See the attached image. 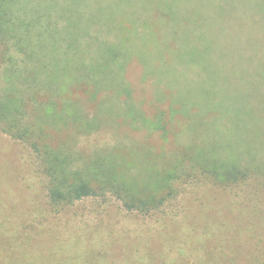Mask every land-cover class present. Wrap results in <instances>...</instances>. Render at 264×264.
<instances>
[{"label": "trees", "instance_id": "trees-1", "mask_svg": "<svg viewBox=\"0 0 264 264\" xmlns=\"http://www.w3.org/2000/svg\"><path fill=\"white\" fill-rule=\"evenodd\" d=\"M121 1H126L123 7L140 2ZM177 1L144 3L146 12L153 11L156 17L139 23L134 12L127 14L117 2L90 9L83 5L88 0H0V44L9 65L4 79L0 76V132L36 155L52 211L112 194L127 211L149 213L174 199L176 183L190 172L219 187L255 176L264 181V60L259 61V54L264 55V0H233V14L253 18L247 43L252 67L242 91L223 74L222 61L229 55L211 48L201 31L186 27L193 23L200 28L203 15ZM104 24L114 33L113 40L99 38ZM95 25H101L97 32ZM161 36L166 38L163 46L157 43ZM84 38L89 40L86 49ZM12 49L23 53L22 60L10 55ZM133 62L144 72L148 68L145 75L164 66L167 74L175 71L178 80L176 70L186 64L200 68L205 76L190 81L187 89L159 92L161 107L148 105L146 110L148 100L140 98L118 108L111 98L133 99L127 78ZM233 90L239 94H230ZM90 107L96 110L95 117L88 114ZM197 110L228 116L227 131L233 134L226 140L220 135L209 142L178 143L175 121ZM194 123L203 126L204 121ZM106 124L118 133L124 126L142 130L163 144L158 150L147 141H120L90 153L75 148L80 135ZM241 127L251 134L233 143ZM172 143L174 149H167Z\"/></svg>", "mask_w": 264, "mask_h": 264}, {"label": "rangeland", "instance_id": "rangeland-1", "mask_svg": "<svg viewBox=\"0 0 264 264\" xmlns=\"http://www.w3.org/2000/svg\"><path fill=\"white\" fill-rule=\"evenodd\" d=\"M148 1L155 0H140L137 7H123L126 1L121 0H88L83 5L93 9L98 5L111 7L117 2L127 14L134 12L133 18L142 23L156 17L153 11L146 12L143 7ZM177 2L192 8L189 12L197 8L203 15L205 22H200V28L193 23L186 27L191 32L201 31L209 37L211 48L223 56L229 55L222 61L223 74L242 91L241 87L249 83L246 72L252 67L247 43L253 18L247 13L233 14V0ZM100 26L95 25L93 31H99ZM103 26L104 34L99 38L113 40L114 33L104 29L106 24ZM158 40L163 46L166 38ZM82 43L86 49L88 38ZM9 53L22 60L23 53L13 49ZM3 55L0 44V76L4 79L9 65ZM259 55V61L264 60V55ZM150 66L152 70L154 66ZM199 69L181 65L176 70L179 79L175 80V71L167 74L164 66L156 68L153 75H145L148 68L144 72L141 65L133 62L127 71L134 90L133 99L122 96L111 101L122 108L129 101L134 103L145 98L146 110L148 105L161 107L159 92L187 89L192 81L205 76ZM2 84L5 86V80ZM231 93L239 94L234 90ZM87 111L90 117H95L93 107ZM217 113L197 110L190 117L175 121L178 143H201L204 139L209 142L220 135L226 140L233 134L229 131L230 118ZM201 118L203 126L194 123ZM115 128L106 124L86 132L74 146L85 153L112 147L120 141L126 144L147 141L155 150L161 147L159 139L146 136L142 130L124 126L118 133ZM237 134L233 143L251 133L241 127ZM244 145L247 147L245 142ZM0 148V264H21L22 260L26 264H264V181L257 176L245 183L219 187L200 174L187 173L176 183L175 198L149 213L127 211L112 194L85 198L56 213L48 205L46 179L33 151L1 132ZM167 149L173 150V143Z\"/></svg>", "mask_w": 264, "mask_h": 264}]
</instances>
